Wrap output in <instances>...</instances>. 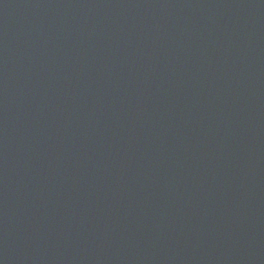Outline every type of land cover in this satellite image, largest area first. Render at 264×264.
<instances>
[{
  "label": "water",
  "instance_id": "obj_1",
  "mask_svg": "<svg viewBox=\"0 0 264 264\" xmlns=\"http://www.w3.org/2000/svg\"><path fill=\"white\" fill-rule=\"evenodd\" d=\"M0 264H264V0H0Z\"/></svg>",
  "mask_w": 264,
  "mask_h": 264
}]
</instances>
